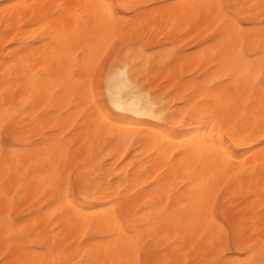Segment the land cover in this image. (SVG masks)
<instances>
[{"label":"bare ground","instance_id":"obj_1","mask_svg":"<svg viewBox=\"0 0 264 264\" xmlns=\"http://www.w3.org/2000/svg\"><path fill=\"white\" fill-rule=\"evenodd\" d=\"M96 3L112 6L118 29L88 7ZM220 3L234 6L242 36L218 37L221 21L206 6ZM262 13L264 0H0V260L122 264L132 253L114 216L135 225L140 257L161 264L239 258L236 248L229 254L220 246L223 229L259 244V135L234 144L226 160L187 141L184 121L193 101L217 106L223 98L225 129L242 141L260 132ZM109 43L104 63L112 65V52L124 46L112 67L127 59L131 85L114 83L113 92L126 106L164 113L177 135L157 137L162 121L134 112L102 119L110 105L91 102L78 62ZM101 83L97 77L94 91L102 104ZM3 135L11 144L2 145ZM209 194L211 212L202 210ZM69 198L78 206L71 213Z\"/></svg>","mask_w":264,"mask_h":264},{"label":"snow or ice","instance_id":"obj_2","mask_svg":"<svg viewBox=\"0 0 264 264\" xmlns=\"http://www.w3.org/2000/svg\"><path fill=\"white\" fill-rule=\"evenodd\" d=\"M59 9H64L66 5L57 6ZM99 17H106V22L111 25L115 30L119 28L120 21L111 11L112 6L107 3H96L88 6ZM209 9H216L217 19L221 21L220 27L222 32L218 33V37L221 39H233L244 34L245 24L244 21L235 15L232 11L233 5L230 4H215L207 5ZM264 16V13H262ZM262 29H264V22H262ZM111 48V44L105 45L102 49H92L84 53L81 64L82 71L86 74L85 85H91V102L94 105H110L111 108L117 111L101 112L102 119H106L108 123L112 121L120 120L121 113L134 112L137 115L151 116L154 120L162 121V123L155 126L154 134L161 138L166 139L177 135L175 129L168 126V117L164 113L159 115L156 112L149 111L147 109L141 111L139 108L126 106L121 100L119 93L113 92L112 85L114 83L119 84L120 88H130V82L127 79L128 76V60L125 59L123 66L113 69L112 65L121 56L124 46H121L114 50L111 54L112 65H106L104 63L105 56L108 55V50ZM261 67L264 70V56H261ZM97 77L102 80L101 87L104 88L107 85V93L101 104L95 95V84ZM264 83V81H262ZM216 105L214 106L213 100H200L193 101L189 104L188 109L185 110V115L188 117L184 121L185 126H189V133H185V139L187 141H196L215 153L218 157H223L228 160L231 158L232 148L234 144L248 143L254 139L256 135H259L260 142L257 147L260 148L261 154L264 155V125L261 126L260 132H254L248 136L245 140H241L238 134L229 127L225 129L224 121L218 118L219 107L223 106V98H217ZM212 126V130H208V126ZM201 129L204 131V135L201 136ZM219 129V133H217ZM195 190V188L193 189ZM68 213L77 209V204L69 198L64 201ZM214 209V205L211 204V194L208 197V204L202 209L204 211L211 212ZM114 223L124 235L128 238V247L130 253H132L128 260L123 261L122 264H161L160 261L153 262L151 260L142 259L136 249L138 247V238L135 233V225L129 222L124 225L121 222L119 216H114ZM223 232L227 233V237L221 235L220 246L227 248H236L239 254V258L228 261V264H264V239L259 244L255 240L248 238L245 240L240 233L233 234L231 229H223ZM227 240V242H225ZM226 257H222L220 260L213 261V264H222ZM5 260H0V264H6ZM82 264H92L91 261H82ZM168 264H172L171 261Z\"/></svg>","mask_w":264,"mask_h":264},{"label":"rangeland","instance_id":"obj_3","mask_svg":"<svg viewBox=\"0 0 264 264\" xmlns=\"http://www.w3.org/2000/svg\"><path fill=\"white\" fill-rule=\"evenodd\" d=\"M13 45H10V47H12ZM105 88H102V89H100V92L101 93H103L105 90H104ZM105 94H103V95H101V99H102V101L104 100V98H105ZM108 111H113L112 110V108L110 107V106H108V109H107ZM114 112V111H113ZM2 140H3V142H2V145L3 146H6L7 144L9 145V144H11L10 142H11V140L8 138V137H6V136H2ZM226 225H227V223H226ZM225 249H226V251L229 253V254H234L235 253V248L233 247V248H227V247H225Z\"/></svg>","mask_w":264,"mask_h":264}]
</instances>
